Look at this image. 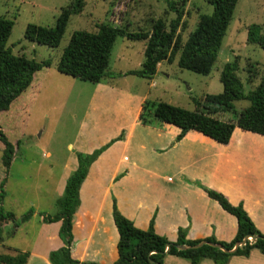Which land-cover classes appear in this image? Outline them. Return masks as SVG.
I'll return each mask as SVG.
<instances>
[{"label":"rangeland","instance_id":"374dc122","mask_svg":"<svg viewBox=\"0 0 264 264\" xmlns=\"http://www.w3.org/2000/svg\"><path fill=\"white\" fill-rule=\"evenodd\" d=\"M69 1L0 0V16L13 21L7 46L15 54L33 57L37 61L50 60L47 67L36 72L37 75L42 74V83L34 96L26 98V92H23L6 111L0 112V129L14 145L13 158L6 169L1 163L3 145L0 141V182L4 181L0 206L4 211L12 212L17 219L16 225L11 221L0 224V253L13 254V249L27 247L33 241L40 216L44 222L39 213L54 214L57 211V199L64 190L63 182L72 172L73 159L70 156L74 157L77 166L75 142L91 135L86 130L88 121L99 117L105 123L103 129L107 130L106 125L116 117L112 96L106 97L104 94L100 105L92 107L90 98L95 83L57 71L56 64L72 32L78 29L96 31L100 23L125 26L129 31H146L150 30L154 19L161 18L167 25L175 16L167 8L165 0H84L81 11L69 15L56 46L39 44L24 37L28 23L53 26L61 8ZM211 10L212 6L207 0H184L183 23L177 30L182 41L194 29L199 15ZM252 23L258 24L260 32L264 33V0H237L217 58L206 75L178 67L177 54L172 62L161 61L151 79L125 74L127 70L139 67L144 57L145 41L117 36L107 69L122 74L107 76L104 80L109 79L113 84L134 93L145 92L150 101L193 110L195 104L192 98L202 101L205 94L222 91L219 79L221 68L226 61L236 59L237 75L246 92L258 83L264 73V49L246 40L247 28ZM232 103L239 110L248 105V100L238 99ZM218 116L228 119L232 118L233 113L221 112ZM83 122L86 124L81 131ZM109 132L107 130L103 134ZM257 144L264 146L261 142ZM30 209L37 212L35 216L31 215L21 222L20 217ZM57 232L59 237V229ZM60 240L59 237V247L63 245L61 240L60 246ZM57 246L55 249L59 248Z\"/></svg>","mask_w":264,"mask_h":264},{"label":"trees","instance_id":"16d2710c","mask_svg":"<svg viewBox=\"0 0 264 264\" xmlns=\"http://www.w3.org/2000/svg\"><path fill=\"white\" fill-rule=\"evenodd\" d=\"M212 6L210 13H201L198 21L187 38L182 41L178 27L183 23L184 0H165L167 8L175 13L166 25L164 20L156 18L150 30L129 31L125 26L111 23L98 24L96 31L78 29L72 32L67 45L56 64L58 72L93 83L100 82L107 76L121 75L107 69L111 49L117 36L131 40H144L143 60L138 68L125 72L151 79L156 66L161 61L172 62L177 54V66L206 75L217 58L221 41L230 22L237 0H207ZM84 6V0H70L62 7L53 26L28 23L24 30L27 40L56 46L63 34L70 14H77ZM13 21L0 16V112L6 111L11 102L23 93L31 84L34 74L50 64L49 59L41 61L23 54L13 53L6 42L12 29ZM127 25V24H126ZM246 40L264 49V33L260 26L252 23L247 28ZM236 59L226 61L220 71L219 79L222 91L205 94L202 101L192 98L193 110H188L166 102L145 103L141 117L149 108L152 116L179 128L175 140L181 139L189 130H196L214 141L226 144L235 127L264 135V73L258 83L246 92L237 75ZM246 99L248 105L236 110L234 100ZM152 106V107H151ZM232 112V118L222 119L219 113ZM123 138V131L108 142L93 149L90 153L76 152L77 167L66 178L62 196L57 199L58 209L54 214L39 213L44 222L60 221L59 237L63 245L48 254L50 264H98L94 261H81L71 256L73 236L71 232L73 215L79 203V187L87 175L91 163L110 144ZM0 141L3 145L1 163L8 169L14 154V145L0 129ZM18 142L15 144L17 145ZM3 180L0 182V201L3 197ZM202 188L208 197L215 200L226 212L233 215L237 222L234 236L229 241L218 240L214 235L198 239H188L186 229L178 227L176 239L155 232L153 218L146 228H139L125 217L112 197V218L118 232L117 258L112 264H163L165 254L183 257L190 264H197L203 257L213 260L214 264H224L231 255L247 256L252 248L264 253V233L260 232L241 203L233 204L220 191L204 186L199 181H188ZM33 214L30 209L20 217L28 220ZM16 218L10 211L0 206V224L11 221L16 225ZM0 228V238H1ZM246 236L255 237L253 240ZM177 244L185 245L179 249ZM197 245V246H195ZM27 251L14 254L0 253V264H25Z\"/></svg>","mask_w":264,"mask_h":264},{"label":"crops","instance_id":"0c3cea01","mask_svg":"<svg viewBox=\"0 0 264 264\" xmlns=\"http://www.w3.org/2000/svg\"><path fill=\"white\" fill-rule=\"evenodd\" d=\"M40 75L34 74L26 90L31 89L24 91L26 98L38 91ZM104 94L112 96L116 107L114 121L106 125L110 132L103 134L107 130L99 117L89 120L86 130L91 135L77 139L76 148L89 153L122 131L123 138L99 154L79 187L71 228L73 258L98 264L116 260L118 232L112 218V197L135 226L144 229L153 218L155 232L171 241L176 239L178 227L186 229L188 239L214 235L229 241L236 232L235 217L188 181H199L222 192L231 203H241L256 228L264 233V146L257 144H264V135L235 127L229 141L221 144L189 130L176 141L179 128L154 118L152 108L141 117L143 105L155 102L145 92L134 93L103 79L95 83L92 107L100 105ZM70 157L73 171L76 161ZM36 213L33 211L32 216ZM60 224L44 223L40 216L33 241L12 253L27 251L25 264H50L48 253L59 245ZM163 264L190 263L183 257L165 254ZM197 264L214 262L203 257ZM224 264H264V253L252 248L247 256L231 255Z\"/></svg>","mask_w":264,"mask_h":264},{"label":"water","instance_id":"95a60500","mask_svg":"<svg viewBox=\"0 0 264 264\" xmlns=\"http://www.w3.org/2000/svg\"><path fill=\"white\" fill-rule=\"evenodd\" d=\"M246 239H248V240H253V239H255V237H252V236H246V237H244V239H243L242 241H240V243H237V244L244 243V241H245ZM195 246H197V245H195ZM176 247L179 248V249L186 248V246H185V245H182V244H177Z\"/></svg>","mask_w":264,"mask_h":264}]
</instances>
